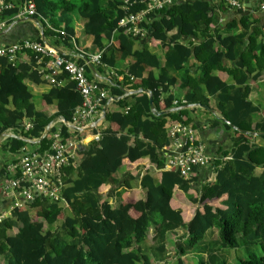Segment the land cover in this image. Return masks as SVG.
I'll return each instance as SVG.
<instances>
[{"label": "trees", "instance_id": "1", "mask_svg": "<svg viewBox=\"0 0 264 264\" xmlns=\"http://www.w3.org/2000/svg\"><path fill=\"white\" fill-rule=\"evenodd\" d=\"M7 1L16 6L19 2H33L36 7L33 19L45 30V38L54 37L68 46L70 42L78 43L91 37L93 46L102 52L99 67L114 68L118 62L129 59L130 63L126 74L120 73L121 81H111L110 96L118 97L119 101L103 105L106 128L100 132V140L80 147L79 166L74 169L73 163L65 170L62 198L69 216H63L62 204L48 199H36L14 209L0 222V264H150L148 258L141 255L140 247L151 227L160 238L182 230L188 243L184 244L185 248L178 245V254L188 252L204 240L208 231L215 229L224 249L262 246V256L251 255L239 264H264V148L250 145L252 133H264V122L253 126L254 108L249 89L245 87L246 74L257 70L251 79L256 82L264 70V21L250 12L234 11L236 17L231 22L222 28L212 27L211 14L215 10L223 13L229 10L224 1L189 0L149 14L147 24L143 25L146 36L135 39L127 36L125 29L118 28V22L127 14L122 8L123 0ZM140 1L131 0L136 4L129 8V14L144 9ZM250 1L240 0L242 4ZM16 13L14 9L3 18H11ZM75 24L82 26L80 32H76ZM191 39L200 42L194 46ZM35 41L42 42L40 38ZM137 42L139 47L135 50ZM152 48L161 49L162 67L157 56L150 52ZM30 56L31 64H36L35 56ZM84 58H79L78 63L85 64L88 58ZM190 60H195L199 78L187 70L180 78L174 76L182 72ZM225 61L231 64L229 69H225ZM219 71H225L234 84L227 85L213 75ZM86 72L88 76L91 74L88 66ZM40 78L31 65L12 64L0 58V136L8 130L20 129L28 121L32 129L22 136L39 141L53 122L71 121L82 104L74 84L65 75L56 78L64 85H53L42 96L40 105L48 108L46 116L36 109L25 83L29 80L40 84ZM181 86L187 87L189 92L183 101H176L172 91ZM139 90L151 94L155 113L150 110L146 94L126 96V92ZM204 91L217 100L214 111L221 117L224 128L234 133L235 139L232 151L215 162L214 181L200 183L194 198L197 209L187 221V210H182L173 195L177 190L182 199L184 196L192 202L189 192L198 170L191 173L190 180H184L173 170L160 171L156 178L149 173V168L150 165L158 169L165 166L163 150L170 146L169 126L189 123V112L174 111L175 108L208 107L209 99ZM175 101L178 102L176 107L173 106ZM184 117L187 119L183 120ZM57 130L68 138V129L61 123L36 144L40 152L48 150L50 136ZM27 146L26 142L11 139L4 148L16 154ZM227 157L231 160L225 161ZM144 159L148 160L142 166L146 173L138 180L130 173ZM121 168L129 174L125 185L119 187V195L113 196L115 205L110 203L111 195L101 202L100 190ZM257 169L262 170L259 175L255 173ZM133 181H139L145 197L139 191L129 196L128 190L132 189L129 183ZM32 212H35L34 217ZM60 220L59 230L44 231L46 225L52 227ZM15 230L16 233L11 234Z\"/></svg>", "mask_w": 264, "mask_h": 264}, {"label": "built area", "instance_id": "2", "mask_svg": "<svg viewBox=\"0 0 264 264\" xmlns=\"http://www.w3.org/2000/svg\"><path fill=\"white\" fill-rule=\"evenodd\" d=\"M186 1L142 0L139 4L143 5L144 9L137 14H129V8L136 2L123 0L122 8L127 14L118 22V28L125 29L127 36L135 39L144 38L146 31L143 25L147 24L149 14ZM223 1L225 6L232 11L243 10V4L240 0ZM14 9H17V13L13 17L3 18L4 14ZM35 15L36 7L33 2H19L16 6L7 0H0V32L20 21L33 19ZM29 54L35 56L36 63L43 64V76L51 85L57 84L56 78L58 76L65 75L68 81L74 84L75 91L82 98V104L75 110L70 122L64 123L62 120H58L50 125L51 128H56L63 123L68 129V138L64 137L60 130H57L50 136L51 144L48 150L40 152L37 149L29 153L21 151L22 154L17 162L9 167L8 171L13 176L3 188V192L6 195H14L16 199H14L13 206L8 213L0 214V222L7 218L14 209H20L26 204L35 202L36 199H48L51 202L63 204L67 208L62 198V192L65 189V170L77 160V153L80 147H83L81 136L89 133L87 131L93 132L92 141L97 143L102 131L98 129L102 127L104 122V103L109 105L119 101L118 97L110 96L109 87L112 86L111 83L103 84L89 79L86 72L87 64H79L77 61L86 56L72 58L58 54L43 42L30 39L0 48V58H5L12 64L17 62L19 56ZM101 56L102 52L86 58L90 64L99 66ZM173 106H178V102L175 101ZM31 129L32 124L25 121L18 129L20 135L15 139L23 142H38L22 136L23 132L26 133ZM168 138L170 139V146L163 150L167 171L173 170L182 179L190 180L194 170L210 169L212 177L215 178L217 167L214 164L217 159L206 154L204 146L197 141L190 126L172 123L168 128ZM224 160L230 161L231 158L227 157Z\"/></svg>", "mask_w": 264, "mask_h": 264}, {"label": "crops", "instance_id": "3", "mask_svg": "<svg viewBox=\"0 0 264 264\" xmlns=\"http://www.w3.org/2000/svg\"><path fill=\"white\" fill-rule=\"evenodd\" d=\"M215 1L216 0H213L212 2L216 3ZM242 12L243 13L250 12V14L258 15L261 18V21L263 22L264 0H251L247 4H243ZM211 16L214 19V25L212 27L218 25L219 27L222 28L227 23L235 19L236 14L234 11L230 9L228 10V12L225 13L219 10H215L211 14ZM44 31L45 30L41 27L39 22H34L33 19L20 21L18 23H15L10 28H7L4 31L0 32V48L26 39L36 40L37 38H40L47 47L51 48L56 53L67 55L72 58L75 57L78 58L81 56L93 57L94 55L101 53L93 46L92 44L93 39L91 37H89V39L86 38L87 40L85 39V41L83 42L80 41L78 43L70 42L68 43V46H65L62 44V42L58 41V39L54 37L45 38L43 34ZM260 40L261 39H259V41ZM263 40H264V30H263ZM191 42L195 46L200 41L197 39H191ZM138 47L139 44L137 42L135 43L134 49L136 50ZM150 52L157 56L159 63L162 67L164 64V58L161 49L160 48H157L156 50L150 49ZM30 57H31L30 55H21L18 57L16 63L31 65L32 70L36 71L38 75L41 76L40 84H35L29 80L25 81L27 87L29 88L33 96V99L35 98L41 99L42 96L46 94L49 91L50 87H52L53 85H51L48 81H46L43 76L44 75L42 73L43 64L40 63L31 64ZM129 63H130V59L124 62H118L114 66V68H106L105 66L99 67L100 65L96 66L91 64L92 70H91V74L88 77L93 81H99L102 82L103 84H110L111 81L114 82V80L121 81L122 76H120V73L126 74ZM195 65H196L195 60H190L187 64V67L182 72L174 73V76L180 78L184 74V71L187 70L189 71V74H192L194 77L199 78V73H197V68L195 67ZM224 67L225 69H229L231 67V64L225 61ZM256 74H257V70L252 73L246 74V76L248 77V82L245 85V87L247 86L249 89V93H250L249 99L252 103V107L254 108V113L251 115L253 126L257 123L264 122V70L260 72L256 82H251V79ZM213 75L218 77L222 82L226 83L227 85L234 84L232 78L225 71L214 72ZM62 85H64V83L57 82L56 84V86H62ZM188 92L189 89L185 86L175 87L172 91L176 101H183L184 96ZM204 95L209 99V106L206 107L207 109L203 107H199L197 105H189L187 106L188 108H185V110L189 112L187 116V118H189L188 125L190 126L193 135L195 136L197 141L204 146L206 154L217 160H221L224 157V155L229 154L232 151L235 135L232 131H228L227 129L224 128L221 117L219 116V114H217L214 111V108L216 107L217 104V100L214 97L208 96L206 91H204ZM40 106L36 109L39 112L43 111L44 115L48 116L47 114L48 108L46 106H42V105ZM51 110H53V108ZM210 111H212L213 113ZM187 118L184 117L183 120H186ZM171 122L172 121H170L169 124ZM104 128H106V124L103 122L102 127H100L98 130L101 131ZM87 132L89 133H85L83 136H81L83 141V147L93 142L92 136L94 133L90 131ZM19 135L20 132L18 131V129H15V130H8L2 136H0V214L8 213L13 206L12 204L14 203V199H16L14 195L12 194L6 195L3 192V188L12 179L13 176L8 171L9 167L13 166L17 162L20 155L22 154L21 151L24 153L26 152L29 153L38 149V146H36L37 142L24 141L27 144H29V146L21 149L16 154L9 153L4 148V146L11 139H15ZM252 138L253 139L250 141V145L264 148V140L261 139V137L252 136ZM147 161H148L147 159H144L141 162V165L137 167L135 171H132L130 175L135 176L136 179L140 180L143 177V175L146 173L143 170L142 166L146 165ZM79 164H80V158L77 156V160L74 163L75 167L73 168L77 169V166H79ZM2 171H4V173ZM125 171H124V175L126 177L127 174L129 173L127 172V170ZM160 171H167L166 162L164 168L162 169H158L156 166L150 165L149 173L152 176L158 178ZM261 171L262 170L257 169L255 171L256 175H259ZM211 173L212 171L210 169L198 170V172L195 174L193 178V184H192L193 189L189 192L190 195L189 198L196 197V191L199 190L200 183L208 182L210 180L214 181L215 178L212 177ZM135 191H139L142 194V196L145 197V191L141 190L140 186L128 190L129 196L132 197ZM173 197L176 198V200H179V203L182 206V210H187L186 220L187 221L191 220L193 216V212L197 209V206L195 205L193 207L192 203L188 202L184 196L182 199L181 193L177 190L174 191Z\"/></svg>", "mask_w": 264, "mask_h": 264}, {"label": "rangeland", "instance_id": "4", "mask_svg": "<svg viewBox=\"0 0 264 264\" xmlns=\"http://www.w3.org/2000/svg\"><path fill=\"white\" fill-rule=\"evenodd\" d=\"M81 28V25L77 26L75 24L76 32H80ZM86 38L89 39V37ZM85 39L80 40V42L85 41ZM156 49L152 48L151 50ZM33 102L35 107L38 108L41 104V99L35 98L33 99ZM111 108L112 106L109 110H111ZM124 171V168H122V170L114 175L113 180L100 190V194L102 196L101 202L107 200L111 195L112 198L110 203H115L113 196H115V194L119 195V187L121 185H125L126 183ZM129 184L131 188L139 187L138 181H133ZM194 198L191 200L193 207L195 206ZM61 206L65 210L63 211V216L68 217L70 214L68 209L64 207L63 204ZM31 214L33 217L35 216V212H32ZM61 225L62 220L54 224L52 227H48L46 225L44 231L54 232L59 230ZM14 233H16V230L11 232V234ZM186 238L187 236L184 235V232L180 229L169 232L165 235V237L160 238L156 234V229L151 227L148 231L145 243L140 247V253L148 258L150 264H199L201 261L207 264H239L241 260H247L251 255H255L257 257L263 255L262 246H260V244H256L254 246H240L236 249L222 248L220 246L218 232L215 229L208 231L204 240L198 245H194L188 252L185 251L186 253L178 254L177 248L180 246L185 248L184 244L188 243ZM134 250H136V247ZM210 257H213L214 259H211Z\"/></svg>", "mask_w": 264, "mask_h": 264}, {"label": "water", "instance_id": "5", "mask_svg": "<svg viewBox=\"0 0 264 264\" xmlns=\"http://www.w3.org/2000/svg\"><path fill=\"white\" fill-rule=\"evenodd\" d=\"M34 22H38L36 19H33ZM85 63L87 64V66L90 68V70H92V66L90 64L89 61L85 60ZM136 93H143V94H146L149 98V105H150V110L155 113V107L153 105V101H152V98H151V94L148 92V91H143V90H139L137 92H128L126 93V96H131L133 94H136ZM185 108H188L187 106L186 107H182V108H177L175 109L174 111H180L182 109H185ZM204 108V107H203ZM207 109V108H205ZM212 112V111H210ZM213 113V112H212ZM162 114H165V113H162ZM65 123V122H64ZM50 129L51 127L48 126L44 132V134L42 135V137L39 139V141L37 143H39L40 141L44 140L48 135H49V132H50ZM251 136H254V137H264V133H252Z\"/></svg>", "mask_w": 264, "mask_h": 264}]
</instances>
